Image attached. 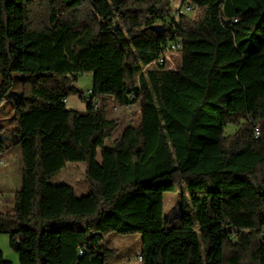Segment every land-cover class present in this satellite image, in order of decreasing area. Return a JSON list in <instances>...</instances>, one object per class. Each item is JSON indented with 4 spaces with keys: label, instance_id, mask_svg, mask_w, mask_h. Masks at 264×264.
<instances>
[{
    "label": "trees",
    "instance_id": "16d2710c",
    "mask_svg": "<svg viewBox=\"0 0 264 264\" xmlns=\"http://www.w3.org/2000/svg\"><path fill=\"white\" fill-rule=\"evenodd\" d=\"M191 1L196 15L175 23L171 0H0V105L20 83L18 139L0 125V156L22 158L0 235L19 264H107L109 234L141 235L140 264H264V0ZM111 103L139 113L113 139ZM75 162L79 197L50 183ZM178 190L180 214L164 218Z\"/></svg>",
    "mask_w": 264,
    "mask_h": 264
},
{
    "label": "rangeland",
    "instance_id": "374dc122",
    "mask_svg": "<svg viewBox=\"0 0 264 264\" xmlns=\"http://www.w3.org/2000/svg\"><path fill=\"white\" fill-rule=\"evenodd\" d=\"M196 15V11L192 14H189L186 17L193 18ZM180 63V53L179 51H167L165 53V68L168 70L174 69ZM17 76V74H15ZM74 86L83 94H85L86 101L91 99L90 89L92 87V78L91 74H82L76 76V82ZM20 92V83L19 81H14V85L10 91L9 97L7 100L2 102L0 105V125L2 129V137L6 140V143L12 144L17 139L18 136L15 133L16 125L13 120V105L16 100V95ZM66 107L68 109L77 110L80 112L85 111L86 104L82 102L76 95L70 96L65 101ZM115 104L111 103L108 109V117L112 119H118L120 122L119 127L113 134V138L118 137L123 130L129 125H137L139 123V113L138 108L133 106L129 110H124V108L115 111ZM236 131L234 127H227L225 134H232ZM111 140H106V144L110 145ZM12 164L11 167L13 172H11L10 180L11 186L10 191L7 194V200L13 198L14 193L21 186V175H22V158L21 150L19 147H14L11 150ZM19 152V159L16 158V155ZM99 159V157H98ZM18 162H17V161ZM85 164L81 162L67 163L65 168L60 171L51 181L52 185H61L66 184L73 188L76 196H83L89 193V186L85 179ZM5 180V179H4ZM3 178H0V190L3 189L1 181H4ZM182 191L178 190L174 193H166L164 195V218L171 219L178 217L180 214V206L182 201ZM187 197V195H186ZM5 207H9L7 203ZM103 246L108 249L116 250V255L114 259L107 262V264H140V255L142 248L141 235L132 234V235H119V234H109L105 238ZM0 250L3 252V255L6 260L10 261L14 259L13 264H18V256L14 253L8 245V237L5 234L0 235Z\"/></svg>",
    "mask_w": 264,
    "mask_h": 264
},
{
    "label": "built area",
    "instance_id": "2783aa9c",
    "mask_svg": "<svg viewBox=\"0 0 264 264\" xmlns=\"http://www.w3.org/2000/svg\"><path fill=\"white\" fill-rule=\"evenodd\" d=\"M195 6L193 5L191 0H171V11L170 15L173 18L175 23H178V20L182 16H188L189 14H192L195 12ZM181 49V43L180 41H174L171 42L168 46L169 51H178ZM158 64L163 63V57L159 58L157 60ZM129 110V107H120L117 106L115 108V111H118L120 109ZM257 130H256V137H257Z\"/></svg>",
    "mask_w": 264,
    "mask_h": 264
},
{
    "label": "crops",
    "instance_id": "0c3cea01",
    "mask_svg": "<svg viewBox=\"0 0 264 264\" xmlns=\"http://www.w3.org/2000/svg\"><path fill=\"white\" fill-rule=\"evenodd\" d=\"M11 153L12 152L9 151L0 156V178H3V180L5 179L4 181H1L2 182L1 185L3 186V189L0 190V208L1 209L5 207L6 200H7L6 198H8L7 194L10 191V186H11L10 174L11 172H13V169L11 167L13 155ZM15 155H16V158L19 159L20 157L19 152ZM12 262L14 263V259L12 260Z\"/></svg>",
    "mask_w": 264,
    "mask_h": 264
}]
</instances>
